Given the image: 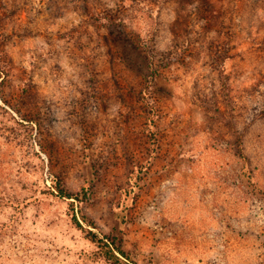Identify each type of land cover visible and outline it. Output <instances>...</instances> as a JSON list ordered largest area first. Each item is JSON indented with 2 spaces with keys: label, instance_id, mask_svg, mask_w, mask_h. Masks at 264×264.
<instances>
[{
  "label": "rangeland",
  "instance_id": "374dc122",
  "mask_svg": "<svg viewBox=\"0 0 264 264\" xmlns=\"http://www.w3.org/2000/svg\"><path fill=\"white\" fill-rule=\"evenodd\" d=\"M89 232L264 264V0H0V264H110Z\"/></svg>",
  "mask_w": 264,
  "mask_h": 264
},
{
  "label": "trees",
  "instance_id": "16d2710c",
  "mask_svg": "<svg viewBox=\"0 0 264 264\" xmlns=\"http://www.w3.org/2000/svg\"><path fill=\"white\" fill-rule=\"evenodd\" d=\"M59 196L61 198H66V199L78 198V195L69 194L60 189H59ZM83 219L86 220L84 217ZM72 220L78 227H80V223L75 215L72 216ZM88 237L91 238V240H93L94 242H97L99 244L98 255L100 257L104 258L110 264H124V262L119 258V256L116 253L124 257L125 252L120 246L116 244L115 239H112L109 245L103 240L96 241V237L90 232L88 233Z\"/></svg>",
  "mask_w": 264,
  "mask_h": 264
}]
</instances>
